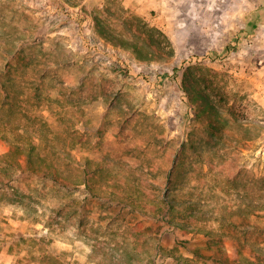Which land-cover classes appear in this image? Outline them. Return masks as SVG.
<instances>
[{
	"label": "rangeland",
	"instance_id": "obj_1",
	"mask_svg": "<svg viewBox=\"0 0 264 264\" xmlns=\"http://www.w3.org/2000/svg\"><path fill=\"white\" fill-rule=\"evenodd\" d=\"M0 264H264V0H0Z\"/></svg>",
	"mask_w": 264,
	"mask_h": 264
},
{
	"label": "trees",
	"instance_id": "obj_2",
	"mask_svg": "<svg viewBox=\"0 0 264 264\" xmlns=\"http://www.w3.org/2000/svg\"><path fill=\"white\" fill-rule=\"evenodd\" d=\"M104 35H105V37L107 35V38L110 39V40H114V41L120 42V44H123V42H124L122 39L120 40L119 38H117V37L113 36L111 33H109L107 31V29H104ZM212 110L215 113L218 112V109L215 106L212 107ZM49 163L50 164H47V168H48V170L50 172H49V174H46V176H49L51 178V180L54 181L55 183L66 182V181L69 180L68 176H63L62 174H60V172L58 171L56 165L52 161H50ZM83 184L88 186L87 188L89 189V191H92L89 188L90 182H89V178L88 177L85 176V180H84ZM166 203L169 204V201H166Z\"/></svg>",
	"mask_w": 264,
	"mask_h": 264
}]
</instances>
